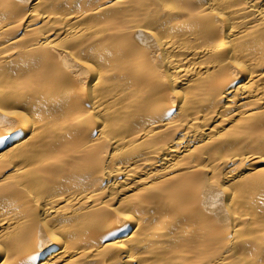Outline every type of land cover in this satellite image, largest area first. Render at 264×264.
Listing matches in <instances>:
<instances>
[{
  "label": "bare ground",
  "instance_id": "1",
  "mask_svg": "<svg viewBox=\"0 0 264 264\" xmlns=\"http://www.w3.org/2000/svg\"><path fill=\"white\" fill-rule=\"evenodd\" d=\"M0 264H264V0H0Z\"/></svg>",
  "mask_w": 264,
  "mask_h": 264
}]
</instances>
